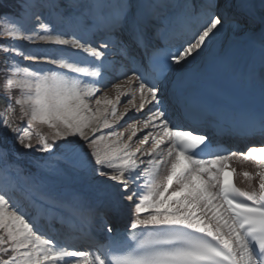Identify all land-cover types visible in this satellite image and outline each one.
Wrapping results in <instances>:
<instances>
[{"label":"snow or ice","instance_id":"6c2138e0","mask_svg":"<svg viewBox=\"0 0 264 264\" xmlns=\"http://www.w3.org/2000/svg\"><path fill=\"white\" fill-rule=\"evenodd\" d=\"M43 6L27 0L23 5L25 11ZM81 6L79 15L57 13V22L69 24L71 31H56L33 12L31 34L22 23L0 33L10 41L0 44L5 55L0 138L41 154L35 163L42 180L13 182L27 201L67 216H86L112 242L97 244L95 251L70 249L46 235L39 218L30 216L6 187L0 189V264H264V146L238 152L213 144L199 131L200 123L226 118L227 113L185 99L190 123L184 125L174 120L164 102L169 76L180 73L183 79L209 42L236 22L229 23L217 0H203L198 11L192 7L195 27L182 23L190 14L187 4L150 3L156 21L151 33L144 16L131 11L129 0H79ZM164 8L180 10L164 17L161 25ZM89 32L93 39L85 38ZM19 39L61 47L35 53L16 46L13 41ZM130 45L141 50L139 58ZM127 64L133 65L131 74L123 71ZM112 80L119 82L108 88ZM260 86L264 95V53ZM122 102L126 106L118 112ZM127 105L141 116L129 125L125 140L116 129L123 126L121 121L127 123ZM138 124L148 130L139 138L140 144L151 145L148 151L132 148L141 132ZM257 130L264 132V110L258 119L245 121L246 132ZM54 155L56 166L51 164ZM0 156L6 157L7 150L0 149ZM237 163L251 164L256 171L238 172ZM8 168L6 159H0V169ZM66 175L95 184L108 205L126 217L128 226L119 240L112 239L115 233L104 205L93 206L78 191L63 197L55 186H44V179ZM238 176L247 189L237 186Z\"/></svg>","mask_w":264,"mask_h":264},{"label":"rangeland","instance_id":"374dc122","mask_svg":"<svg viewBox=\"0 0 264 264\" xmlns=\"http://www.w3.org/2000/svg\"><path fill=\"white\" fill-rule=\"evenodd\" d=\"M56 1H59L60 3H56V2H54L52 0H28L29 4H35V3L39 2V3H41L44 6L40 7V8L32 7V8H29L27 10L28 14L26 13V20L24 22H21L25 26V28L27 29L26 34H31L32 30L35 28V25H34V22H33V16H32L33 12H39L41 14L42 19L44 20L45 23H49L50 25H53L54 28H55V25H56V26L60 27L61 30L66 31L67 27H68L67 23H65V24H60V23L54 24V22L57 21V13L63 12V14L65 16H68L69 14L79 15L83 11V10H80L79 8H70V7L74 6V5L69 3V2H66V3H68V5H66L64 0H56ZM63 2H64V4H63ZM53 4L58 5V7H53L52 6ZM50 8H52L53 12H54L52 16L49 15ZM29 15H31V16L29 17ZM13 23H15V21L13 19L9 18L8 16H6V17L0 16V33L4 32L9 27H11V25ZM60 29H56L55 28L56 31H60ZM219 36H221V35H217L215 38H213L212 41L209 42V46L204 50L203 53H201V55L199 57L196 58L195 61H193L191 63V65L200 63L204 59L205 55L208 52H210L216 46L221 47L226 42V36L227 35L225 36V34H224L222 38H219ZM1 37H3L5 40L0 39V44L9 43L10 42L9 38H7V37H5L3 35H1ZM13 43H15L16 46L22 48L25 51H30V52H35V53L51 52V51H54L56 48L61 47V46H58V45H51V44H48V43L40 41V40H35V41H31L30 42V41H27L25 39H19V40L13 41ZM0 55L5 57V55H4V53L2 51H0ZM32 63H34V62H32V61H23V64H32ZM36 66H38V67H48V65L43 64V63H39ZM0 85H1V89H3L1 91L4 92L3 73L0 74ZM108 88H110V87H108ZM107 90H108L107 88H104L102 90V92L103 91H107ZM125 106H126L125 103H123V107H125ZM131 111H132V114H134V115L137 114V112H135L134 110L131 109ZM133 120H135L133 117L128 119L127 123H124L123 126L124 127L127 126V125L129 126V124L134 123ZM44 129L48 130L47 128H44ZM1 139H4L2 144L8 146L7 145V141L10 138H1ZM12 148L14 149V151H17L19 153V155H21L19 157H22L23 152L25 153V150L19 149L18 146H13V144H12ZM26 153H27V151H26ZM35 155L37 157L36 158L34 156L36 159H40L41 158V154L35 153ZM1 157H3V156H0V158ZM51 164L53 166H56L55 155L51 158ZM23 175L25 176L23 178V183L26 180H28V179H32V180H35V181H38V182L42 180V176L41 175L38 176V175H34L32 173L30 175H27V174H23ZM44 186L48 187V188H51L52 186H55V188L57 190V194L60 195L58 193V190H66V189H69L70 187H75L78 190H80V192H83V190H81V189H86V190L91 191V190H93L95 188L96 185L95 184H91L90 185L87 182L80 181V180H78L76 178H73L71 176H67L66 175V176H64V177H62L61 179H58V180L44 179ZM88 194H91V193H88ZM45 211H46V208L44 207V212ZM52 211L54 213H56V214L57 213L61 214L60 213L61 211H56V210H52Z\"/></svg>","mask_w":264,"mask_h":264},{"label":"bare ground","instance_id":"6f19581e","mask_svg":"<svg viewBox=\"0 0 264 264\" xmlns=\"http://www.w3.org/2000/svg\"><path fill=\"white\" fill-rule=\"evenodd\" d=\"M226 1V0H225ZM246 3H245V1L244 0H240V2H239V5H245ZM234 5L237 7V2H234ZM247 6H250V10H255V8H256V6H254L253 5V2L250 0V1H248L247 2ZM245 14H247V11H245ZM237 17V16H236ZM260 25L258 26V27H256V28H254L253 30H252V34L251 33H249V34H251V36H249V37H254V35H255V33L254 32H259L258 30L260 29ZM257 29V30H256ZM250 30V29H249ZM249 32V31H248ZM247 32V33H248ZM237 34V31H235V32H232L231 33V38L228 40V42L222 47L223 49L220 51V52H222L221 53V55L222 56H228V51H227V49L228 48H231L232 50H237L240 46H242L245 42H246V40H247V37H248V35L246 34V35H236ZM254 34V35H253ZM259 34H260V32H259ZM255 42H256V40H255ZM111 59H119V58H117V57H113V58H111ZM207 59L209 60V61H212L213 59H214V55L213 54H210L209 56H207ZM130 66H133V65H131V64H129ZM206 66H204V67H198V68H200L199 70L201 71L202 70V68H205ZM197 68V67H196ZM125 72H129L128 71V69H126V71ZM189 81V80H188ZM187 81V82H188ZM117 82H119V80L117 81ZM102 91V90H101ZM109 95L110 96H114L115 95V92L114 91H110L109 92ZM137 103L139 102L138 101V99H137V101H136ZM120 105H118V112H122L121 110H120ZM127 107L129 108V109H131V105H127ZM123 110H124V107H123ZM120 128V126L118 125L117 126V131L118 132H123L124 133V137H123V139H125L126 140V138H127V136L130 134V132H131V129H130V127L129 126H127V127H123V129H119ZM121 130V131H120ZM146 131H148V130H146ZM142 133H144V129H142L141 128V132H140V135L142 134ZM139 137V136H138ZM138 137H134L133 138V141L131 142V144H132V148H133V150H135L136 148H141L142 150H144V151H146V146L147 145H143V144H140L139 143V139H138ZM143 160H145V162L147 161V159H148V157H145V156H143V158H142ZM145 167H146V163H145ZM244 170H247V171H250V172H254V171H256V169H254V166L253 165H244V164H238V167H237V171L238 172H240V171H244ZM237 180H238V182L240 183V185L243 187V188H245V189H247L248 188V183L246 182V181H244V179L242 178V177H237ZM253 183H254V181H253ZM101 195H99V196H92V197H89V198H87V201L90 203V204H92L93 206H97V204L98 205H101V203L103 202V200L101 199ZM108 204V203H107ZM106 205V204H105ZM104 209H105V207H104ZM107 210L109 211V212H112V210H113V207H111V206H109V205H107ZM63 216L65 217V215L63 214ZM124 218V219H123ZM123 218H121L123 221L125 220H127L126 219V217H123ZM66 219H67V222H68V225H69V227L70 228H75L76 229V234L78 235V236H81L80 234H82V229L84 230V232L87 230V229H89L90 228V225H91V223H92V221L93 220H91V219H89L88 217H79V216H77V217H75V218H71L70 220L71 221H69L68 220V216H66ZM93 226V225H92ZM80 228H82L81 229V231H80V233H79V229ZM86 235L87 236H89V237H92V238H94L93 237V235L91 234L90 235V232H88V233H86ZM81 237H83V236H81ZM83 250H85V251H88V250H90L88 247H85V248H83ZM92 250V249H91ZM92 251H95V245L93 246V250Z\"/></svg>","mask_w":264,"mask_h":264}]
</instances>
